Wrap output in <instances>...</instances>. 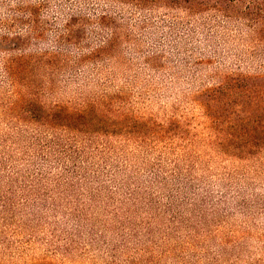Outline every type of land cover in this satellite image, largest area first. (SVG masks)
Here are the masks:
<instances>
[{"label":"trees","instance_id":"1","mask_svg":"<svg viewBox=\"0 0 264 264\" xmlns=\"http://www.w3.org/2000/svg\"><path fill=\"white\" fill-rule=\"evenodd\" d=\"M73 1L65 6L60 3L63 0H0V166L7 175L0 208L6 209L14 199L20 210L37 202L58 211L57 196L41 192L48 186L40 177L50 176L53 170V166L46 170L50 155H54L56 169L62 170L56 187L71 191L65 195L66 201L86 192L94 198L96 189L89 190L90 185H102V176L114 181L121 167L112 162V156L125 143L185 148L195 142L227 159L264 164V68L254 72L218 69L216 82L193 94L207 119L208 133L194 129L177 114L160 118L138 112L128 87L118 81L122 44L134 36L126 6L146 12L167 10L163 20L173 31L179 23L170 22V13H185L188 24L193 17L208 15L238 22L244 28L241 37L247 36L253 50L264 54L257 50L264 46V0H89L92 6L91 2L79 5L80 0ZM152 22L150 18L143 21L147 26ZM153 53L146 62L157 61V51ZM36 158L40 160L37 167ZM102 163L101 170L95 168ZM261 207L264 210V204ZM31 216L32 224L25 227L34 235L35 223L43 218L37 213ZM73 219L74 232L52 227V222L42 227V239L48 246L43 254L29 257L24 253L33 243L29 236L12 241L10 247L18 242L17 250L9 253V260L0 256V264H75L71 254L77 258L90 255L84 264L128 263L121 260V250L116 248L97 261L91 253L92 243L78 242L83 228ZM20 223L9 227V235L23 236ZM221 223L212 231L215 236L222 234ZM229 231L219 247L239 253L228 260L215 253L206 264H243L242 252L248 250L254 234L249 228L237 233L231 227ZM209 232L197 236L205 239ZM255 238L264 250V231ZM166 245L158 252L162 256L149 264H164L171 257L177 264H190L184 253H192L193 243L181 248ZM141 253L149 250L143 248ZM245 264H264V251Z\"/></svg>","mask_w":264,"mask_h":264},{"label":"rangeland","instance_id":"2","mask_svg":"<svg viewBox=\"0 0 264 264\" xmlns=\"http://www.w3.org/2000/svg\"><path fill=\"white\" fill-rule=\"evenodd\" d=\"M85 2L93 4L89 0H80L78 4ZM60 3L67 6L75 1ZM124 11L133 24L134 36L122 44L123 64L118 70V81L128 87L134 107L142 114L160 118L177 114L185 117L194 129L208 133L205 130L207 119L202 108L194 102L193 94L216 82L218 69L254 72L264 68V54L253 50L247 36L241 37L244 28L238 22L220 21L218 17L208 15L193 17L188 24L185 13L175 16L170 13V22L179 23L173 31L169 22L163 20L165 9L146 12L126 6ZM146 18L152 19L150 26L143 23ZM257 50L264 51V46ZM153 51H157L155 54L159 58L146 62ZM120 149L112 156V162L121 167L115 172L114 181L102 176V185H90L89 190L96 189L94 198L86 192L67 201L64 197L71 191L56 187L62 170L56 169L54 155H50L52 161L46 170L49 171L50 166L53 170L50 176L40 177L42 184L48 186L41 192L57 196L61 207L58 206L56 212L48 209V204L38 206L37 202H30L20 210L12 199L6 209L0 208V256L11 259L9 253L19 246L15 242L10 247L12 241L29 236L33 243L24 253L29 257L43 254L48 246L42 239V227L52 222V227L74 232L73 218H77L78 225L83 228L78 242L80 245L82 240L92 243L91 253L99 262L111 254V248H116L121 250V260H128L127 264H149L162 256L158 252L166 244L181 248L188 242L193 243V251L184 254L193 264H206L215 253L221 255V260H228L239 253L231 247H219L231 227L236 228L237 233L249 228L254 234L248 250L242 252L243 264L262 254L264 250L255 235L264 231V210L261 209L264 204V164L255 166L227 159L210 153L200 144L195 146V142L185 148L125 143ZM39 161L36 158V167ZM96 166L101 170L104 163ZM5 174L0 166V199L7 189ZM32 213L43 218L35 223L37 231L34 235L26 228L32 224ZM15 222L23 223V236L9 235V227ZM217 222L223 224L219 236L212 233ZM6 231L9 233L1 246ZM208 231L205 239L204 235L203 238L197 236ZM143 248L149 253L142 254ZM70 256L75 264H84L90 257ZM177 263L178 260L172 257L164 261V264Z\"/></svg>","mask_w":264,"mask_h":264}]
</instances>
